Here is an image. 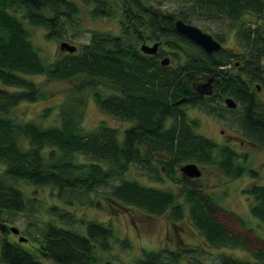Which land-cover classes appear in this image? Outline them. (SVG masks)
<instances>
[{"label": "trees", "instance_id": "obj_1", "mask_svg": "<svg viewBox=\"0 0 264 264\" xmlns=\"http://www.w3.org/2000/svg\"><path fill=\"white\" fill-rule=\"evenodd\" d=\"M81 1L92 6L90 15L94 18L113 17L114 7L120 6L121 33L93 31L89 41L74 52L64 51L59 58L47 62L32 43L23 21L43 27L48 39L61 38L65 32L64 21L79 20L77 3L74 0H0V82L19 88L17 91L0 89V164L3 167L0 218L7 212L32 211L36 200L25 197L17 185L20 181L34 187H54L56 196L69 204L76 202L73 198L110 186L105 195L110 207L130 205L152 215L171 209L172 217L179 219L186 205L192 223L210 245L241 247L249 255L241 259L225 253H210L205 256L209 264H264V239L253 231L244 236L221 224L216 216L217 203L211 195L184 185V203L177 202L170 190L124 177L134 165L151 180L181 181L176 168L189 161L216 164L230 177L246 171L237 163L236 151L229 146H218L196 131L199 121L189 119L184 108L198 106L201 101L194 83L202 80V51L197 52L194 60L162 66L158 60L141 55L137 48L141 30H148L153 39L164 37L192 46L173 23L177 18L189 22L191 15L202 14V0H185L193 4L183 11H166L162 17L143 10L153 6L147 0ZM220 7L223 12L237 16L246 9L259 14L264 10V0H221ZM238 35L251 47L250 77L259 81V62L264 54V44L259 41L262 37L250 27H240ZM208 60L207 71L211 73L216 63L212 58ZM21 74H43L56 80L83 75L85 78L77 89L88 88L102 112L132 124L120 136L117 127L104 121L85 130L74 113H64V110L58 126L16 121L10 115L12 109L23 101L35 102L42 95L38 84ZM91 79L92 85L88 83ZM236 85L235 89L242 91L238 97L247 103L241 130L256 145L264 147V106L253 102L241 80ZM109 90L113 91L108 93ZM48 111L47 108L44 115ZM79 155L86 161H79ZM243 192L253 200L251 215L264 223V184L248 186ZM86 202L102 208L99 200L89 198ZM48 212L53 219L46 222L36 251L6 239L7 232L1 231L4 236L0 245L1 263L97 264L102 257L100 252L111 249L110 240H118L112 228L103 223L76 218L57 205L49 206ZM120 243L130 247L126 239H120ZM184 254L182 250L166 248L143 249L135 264H182ZM38 255L49 262L40 260Z\"/></svg>", "mask_w": 264, "mask_h": 264}, {"label": "rangeland", "instance_id": "obj_2", "mask_svg": "<svg viewBox=\"0 0 264 264\" xmlns=\"http://www.w3.org/2000/svg\"><path fill=\"white\" fill-rule=\"evenodd\" d=\"M74 1L80 10L79 20L76 23L64 21L65 32L61 38L48 39L43 27L30 26L27 21H23L24 26L28 28L32 43L38 48L40 55L47 62L59 58L64 53L59 48L62 41L74 44L78 48L89 41L93 31L112 34L121 33L118 11L120 6L114 7L113 17L94 18L90 15L91 5L85 4L81 0ZM148 2L170 12L183 11L184 8L187 9L193 4L191 1L185 0H148ZM189 19L192 24L201 30L202 26H207L211 33L230 30L231 21L226 18L208 22L202 21V17L199 15H191ZM241 21H251L250 24L252 26L257 27L264 33V12L260 15L245 14L242 16ZM234 24L239 25L240 20L239 22H234ZM229 34H231L230 31L225 34L227 37L225 45L228 48H234L233 37ZM162 39L168 42L167 44H169L171 49L178 48V50H181L182 55H185L186 58L198 55V51L194 48L187 45L184 47L177 45L175 47L169 43V40L172 41V39ZM166 47L164 46L168 50ZM171 64L174 63L172 62ZM21 75L37 83L42 95L35 102L23 101L16 105L10 113L11 117L16 121H33L45 127L58 126L62 120L61 110H64V113H74L79 124L85 130H91L98 123L104 121L111 127H117L120 131V136L123 133L122 130L132 124V122L119 120L110 114L102 112L92 99L88 88L78 90L77 85L85 78L83 75L74 76L68 80L49 79L43 74ZM88 83L92 85L94 82L91 79L88 80ZM196 84L199 83L196 82ZM0 89L4 91L19 90V88L13 86H4L1 82ZM112 91L109 90L108 93ZM47 108L49 111L44 115ZM184 108H186L189 119H197L199 121V127L196 128V131L211 138L218 146L231 147L239 154L237 163L243 164L246 171H243L238 177H230L222 172L216 164L189 161L196 163L200 168L201 175L199 177L190 178L184 176L180 172L181 165L176 168L180 172L181 181H171L167 178H164L163 181L151 180L144 171L142 172L134 165L130 166L124 177L135 179L149 186L170 190L176 195L177 202L182 203H184V185L200 189L203 193L211 195L216 201L218 206L216 216L221 224L244 236L253 234V231L264 239V223L251 215L249 209L253 200L243 192L248 186L264 184V147L247 142L243 143L235 136L241 134L239 113H230L226 119L217 120L212 115H209L210 113L207 111L199 109V106L192 107L187 105ZM215 154L217 155L218 151H215ZM78 160L86 161L81 155L78 156ZM2 168L0 164V171ZM248 170H253L254 173H249ZM17 185L22 188L26 198L30 197L36 200L33 209L32 211L20 213H3L0 222L21 229L22 235L28 239V243H22V245L28 249L36 248L39 245L46 222L53 219L48 212V207L57 205L72 212L76 218L95 220L112 228L113 234L118 240H110L111 249L107 252H100L102 257L97 264H135V261L141 257L143 249L158 250L160 248L182 250L185 253L181 259L182 264H209L205 256L210 255V253H225L241 259L249 257L248 252L241 247H215L210 245L192 223L188 216L186 205H184L182 217L174 219L171 209L159 215H152L130 205L108 206L105 195L110 190V186L99 187L96 191L83 195L84 197L73 198L76 202L69 204L64 199L56 196L54 187H34L27 185L23 181L17 182ZM89 198L94 201L99 200L102 208L87 204L86 200L88 201ZM3 237L0 231V245ZM5 237L10 241H17L16 237L11 233H7ZM120 239L128 240L130 247H123ZM38 258L45 263L49 262V260L43 259L39 255ZM0 264L3 263L0 262Z\"/></svg>", "mask_w": 264, "mask_h": 264}, {"label": "flooded vegetation", "instance_id": "obj_3", "mask_svg": "<svg viewBox=\"0 0 264 264\" xmlns=\"http://www.w3.org/2000/svg\"><path fill=\"white\" fill-rule=\"evenodd\" d=\"M220 5H221V0H209V1L202 0V14H193V16L199 15L200 17H202V21L211 22V21H215L218 19H222V18H226L231 21L230 30H227L226 32L211 33L208 30L207 26L205 27L202 26V33L210 35L212 39L216 43L219 44V49L207 51L206 49H204L203 47L201 48L196 43L189 40L188 38H186L184 35L180 33L179 34L182 35L184 38H186L187 41L188 40L190 41L193 47L186 42L182 43V41L176 42L175 40H172L174 41L172 44V41L169 40V43H171V45L175 47H177V45H179L180 47H184L185 45H187L191 48H194L197 51H202V80L198 81L199 84L194 83V86H195L194 89L197 91L201 99L198 105L199 109H202V111L204 110L207 111L208 113H210L209 115H212L217 120L226 119V117L230 113L231 114L239 113L240 115L239 119L241 123V121L245 118V106L247 103H244V101L241 100L240 97H238V93L242 92L239 89H238L239 91L235 89L237 86L236 84L238 83V80H241L245 84V92L248 93L250 96H252L253 102L255 104L264 106V64H263L264 54L261 56L260 62H259V70H258L259 81H253L250 77L251 72L248 67V60L250 58L249 51L251 47L246 44L245 39L239 38V35H238L240 27H243V28L250 27L251 29H256L259 36L262 37V39H259V41L264 44V33L260 31L257 27L252 26L250 24L251 21L244 22V21H241V18L245 14L260 15L262 12H264V10L260 12L259 14H255L254 11L250 9H246L239 16H237L232 12H228V11L223 12ZM143 10L147 13L154 12L159 17H162V15L166 13L165 10L155 5L150 6V7H145ZM118 11L121 12V9H119ZM177 19H180V18H177ZM177 19L174 20V23H173L174 27H175V21ZM239 20H240L239 25L234 24V22L236 21L239 22ZM182 21L184 20L182 19ZM184 22L188 24H192L190 19H189V22H186V21ZM146 24L148 25V23ZM141 31H138V36H139V40L137 42L138 51L141 53V55H145L149 59L158 60L160 65H161V61L165 58L168 59L167 65H171V66H175L177 63L184 62L187 59H192V60L196 59L195 58L196 56H193V57L191 56L190 58L188 57L186 58L185 55H182L183 53H181V50H178V48L171 49L169 47V44H167L168 42L165 41V39H162L164 37H161V39H153L151 37L152 35L148 33L149 32L148 30H145V32L144 31L141 32ZM229 31L231 33L229 35L233 37L232 40L235 44L234 48H228L225 45L227 41V37L225 34H227V32ZM144 38L146 39V41ZM154 44H157V49L154 53H146L141 49L142 45H147L151 47ZM164 46H167L166 48H168V50H166ZM209 58L214 59L216 63L215 68L213 69V72L211 73L207 71V68H208L207 65H208ZM172 62L174 64H171ZM229 80H230V83H228ZM234 84L235 86H233ZM226 99H232L233 102L235 103V107H229L226 104ZM181 100H184V99H181ZM206 102H208L209 105L203 104ZM240 133H241L240 134L241 136L240 135L239 136L235 135V136L239 140H241L243 143L247 142V143H252L253 145L255 144L249 137L243 134L242 130L240 131ZM186 163H194V162H186ZM2 225H5V228L2 232L6 231L7 233H11L8 231V228L10 227V225L4 222L3 223L0 222V226ZM19 231H20L19 234L11 233L13 236L16 237L15 239H17V242H18L19 235H22V230L19 229ZM22 243L26 244L28 242L27 241L21 242L20 244ZM29 250H32L33 252V251H36V248L35 247H33V249L29 248Z\"/></svg>", "mask_w": 264, "mask_h": 264}, {"label": "water", "instance_id": "obj_4", "mask_svg": "<svg viewBox=\"0 0 264 264\" xmlns=\"http://www.w3.org/2000/svg\"><path fill=\"white\" fill-rule=\"evenodd\" d=\"M175 29L178 33L184 35L186 38L193 41L201 48L203 47L207 51L219 49V44L216 43L210 35L202 33V30L199 27L192 25V24L185 23L184 21H182V19H177L175 21ZM59 48L63 51H67L70 53L74 52L77 49V47L74 44H70L67 41H62L59 45ZM141 49L146 53H154L157 49V44H154L151 47L147 45H142ZM167 64H168L167 58L161 61V65L165 66ZM226 104L229 107H235V103L233 102L232 99H226ZM180 172L184 176H187L190 178H196L201 175L200 169L194 163H186L182 165L180 167ZM4 228H5V225L0 226V231H3ZM8 231L13 234H19L20 232L19 228L16 226H10L8 228ZM26 241H27L26 237H24L23 235H19L18 237L19 243L26 242Z\"/></svg>", "mask_w": 264, "mask_h": 264}]
</instances>
